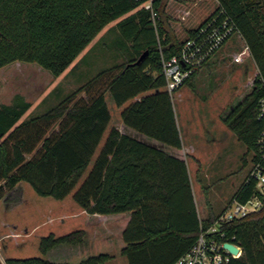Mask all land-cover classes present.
<instances>
[{
	"label": "trees",
	"instance_id": "1",
	"mask_svg": "<svg viewBox=\"0 0 264 264\" xmlns=\"http://www.w3.org/2000/svg\"><path fill=\"white\" fill-rule=\"evenodd\" d=\"M168 1L152 0L158 13L153 20L145 0H0V68L29 62L59 76L116 21L78 61L92 65L101 57L104 63L85 84L23 120L32 105L24 95L0 104V201L19 202L21 182L58 200L76 188L73 200L87 213L85 228L42 236L41 255L8 257L5 264H102L113 258L114 247L128 264H173L216 220L210 201L207 216L200 217L187 161L178 153L183 142L173 95L165 89L163 59L178 54L186 39L179 40L168 25ZM218 15L230 19L258 68L252 90L223 118L246 147L244 165L252 156L231 200L261 201L219 232L242 249L229 264H264V194L251 175L264 128V11L261 0H218L188 37ZM111 49L109 61L105 52ZM81 91L85 99L78 97ZM106 92L117 106L128 104L121 111L122 128H110L102 141L111 120ZM120 218L122 223H113L119 237H89L94 221Z\"/></svg>",
	"mask_w": 264,
	"mask_h": 264
},
{
	"label": "rangeland",
	"instance_id": "2",
	"mask_svg": "<svg viewBox=\"0 0 264 264\" xmlns=\"http://www.w3.org/2000/svg\"><path fill=\"white\" fill-rule=\"evenodd\" d=\"M194 2L197 4L193 5ZM192 3L189 5L192 11L190 16L180 13L179 16L176 15L175 20L169 15L168 25L171 28L170 22L172 25L177 22V34L180 39L185 38L186 30L198 26L200 20L216 6L215 0L200 2L195 0ZM113 26L114 24L111 27ZM114 51L111 49V52L110 50L105 52L107 60L112 61ZM116 60L122 62L120 57ZM78 61L79 59L59 76H53L38 64L29 62L16 61L0 68V104L10 102L16 93H23L31 101V114L38 112L40 106L43 110L47 105L58 103L61 97L85 84L104 65L102 58L99 57L95 65L91 66L89 74L86 73V64ZM257 73V65L245 40L239 33L234 34L209 63L200 68L193 79L174 92V109L178 122L182 127L187 126V131L198 132V135L212 127H221L223 118L231 106L237 105L252 90ZM78 97L85 99L86 93L81 91ZM105 98L111 120L102 140L106 138L110 128H122L121 111L128 104L117 106L109 92L105 93ZM57 125L56 123L53 128L56 129ZM198 142L203 143V139L200 138ZM213 148L214 153L209 156L210 158L205 157V160L199 150L194 153L204 160L203 172L200 170L195 173L193 164L191 167L194 196L201 216L207 213V201L213 204L216 212H222L231 203L235 191L252 167L251 154L247 155V162L244 165L246 147L233 132ZM199 165L202 168L200 162L195 163V167ZM19 186L22 190L19 202L11 203L5 208L6 202L0 201L1 263L8 257L39 256L41 255L39 241L42 236L50 233L62 235L85 228L87 224L86 211L84 212L72 197L76 188L67 197L58 200L39 196L27 182H21ZM120 215L122 214H118ZM122 222L121 218L94 221L96 228L89 227V237H119V230L113 223ZM110 252L113 258L102 264H128L126 256L119 253L116 247Z\"/></svg>",
	"mask_w": 264,
	"mask_h": 264
},
{
	"label": "built area",
	"instance_id": "3",
	"mask_svg": "<svg viewBox=\"0 0 264 264\" xmlns=\"http://www.w3.org/2000/svg\"><path fill=\"white\" fill-rule=\"evenodd\" d=\"M143 5L151 10V16L155 20L158 13L152 8V0H145ZM236 33L234 25L228 17L220 18V15H218L210 19L200 27L196 35L185 40L178 54L163 59V73L166 79L165 89L173 95L194 72L220 51ZM260 116H264V97L261 99ZM251 175L256 181L258 191L264 194V128L258 137V160L253 164ZM260 204L261 201L257 196L252 197L246 203L236 199L232 200L218 214L212 225L206 229H201L189 251L180 256L173 264H229L233 257H239L242 254V249L234 242L224 239L225 232H219L220 227L226 222L243 217L250 211L258 209ZM217 233H220V237L216 236ZM225 242H231L238 246L239 252L237 254L231 253L224 247Z\"/></svg>",
	"mask_w": 264,
	"mask_h": 264
},
{
	"label": "crops",
	"instance_id": "4",
	"mask_svg": "<svg viewBox=\"0 0 264 264\" xmlns=\"http://www.w3.org/2000/svg\"><path fill=\"white\" fill-rule=\"evenodd\" d=\"M193 1L195 0H169L168 3H167V6H166V12L168 15H170L171 17L175 18V20H177L176 18V15L179 16L180 13L184 14L185 16H190L192 11L191 10V6H189ZM198 2H200V0H197ZM216 2V6L218 4V0H215ZM193 4V3H192ZM197 2H194L193 5H196ZM185 6V7H184ZM215 6V8H216ZM170 8V9H169ZM214 8V9H215ZM169 9V11H168ZM214 9L207 15L205 16V18H203L201 21V23L214 11ZM187 11V13H186ZM183 15V16H184ZM174 20V21H175ZM171 21V20H170ZM116 21H113L111 23H109L107 26H105L101 32L95 37V39L85 48V50H83V52L79 55V57L77 59H80L84 54H86V52L91 48L90 46H92V44H94V42H96L99 38H101L104 34H106L107 32H109V29L110 27L115 24ZM175 23L177 24V22L175 21ZM200 23V24H201ZM171 24V29L174 30V33L176 34L177 38L179 40H184V39H187L188 38V31L191 30V29H194L198 26H193L189 29L186 30V36L185 38L183 39H180L178 34H177V25H172V23L170 22ZM89 48V49H88ZM87 50V51H86ZM76 59V60H77ZM211 59V58H210ZM209 59V60H210ZM75 60V61H76ZM209 60L208 62L205 64L207 65L209 63ZM95 64H92V65H88L86 64V73H89L90 74V68L91 66L93 67ZM73 64H71L68 68L72 67ZM68 68L66 70H68ZM65 70V71H66ZM89 70V72H88ZM200 70V69H199ZM64 73V72H63ZM87 75V74H86ZM87 77V76H86ZM85 77V78H86ZM81 79V78H80ZM79 79V80H80ZM22 95H24L23 93H21ZM14 96V95H13ZM25 96V95H24ZM25 98L27 99V97L25 96ZM182 98V97H181ZM28 100V99H27ZM29 101V100H28ZM11 102V101H10ZM8 102V103H10ZM31 102V101H30ZM6 103V104H8ZM41 107V106H40ZM38 109V112H42V110ZM32 105L31 107L25 112V114L21 117V120L27 118L31 113H32ZM44 110V109H43ZM176 113V112H175ZM177 115V114H176ZM177 117V116H176ZM177 123H178V126H179V129H180V132H181V137H182V142H183V147L181 150H178V153H182L183 156L185 157L186 161H187V165H188V169H189V174H190V177L192 178V175H191V167H192V164H193V168L195 170V173H198V171L202 170L203 172V163H204V160L209 157L212 153H214V146L216 145H219V143H221L222 141H224L230 134V132H232L231 130H229L224 123H222L221 127L219 128H215V127H212V129L210 130H207V132H204V136H202L203 134L201 135H198V132H189L187 131L188 130V127H182L181 124L178 122V119H177ZM117 128V127H116ZM118 129H120L118 127ZM190 130V129H189ZM109 132V131H108ZM108 135V134H107ZM107 137V136H106ZM200 138L203 139V143H197L198 140H200ZM237 138V136H236ZM238 139V138H237ZM105 140V139H104ZM102 140V141H104ZM196 143L198 145H196ZM200 151L203 153V158L204 160H201V157L199 156H195L194 153L196 151ZM181 151V152H180ZM206 157V158H205ZM210 158V157H209ZM200 162V164L202 165V168L199 166L195 167V163L198 164ZM201 168V169H200ZM192 181V179H191ZM193 185V184H192ZM5 202V201H4ZM11 203H4V206L5 208H7ZM211 206H212V209L215 213H219V212H216L215 209H214V206L213 204L210 202ZM2 205V202H0V206ZM198 208V207H197ZM85 212V210H84ZM86 213V212H85ZM207 216V213L203 216L200 215L201 218H205ZM1 261V260H0ZM2 264H5V262H2Z\"/></svg>",
	"mask_w": 264,
	"mask_h": 264
},
{
	"label": "water",
	"instance_id": "5",
	"mask_svg": "<svg viewBox=\"0 0 264 264\" xmlns=\"http://www.w3.org/2000/svg\"><path fill=\"white\" fill-rule=\"evenodd\" d=\"M147 53L148 51L142 52L135 63H139L146 56ZM224 247L233 254H237L239 252V247L231 242H225Z\"/></svg>",
	"mask_w": 264,
	"mask_h": 264
},
{
	"label": "flooded vegetation",
	"instance_id": "6",
	"mask_svg": "<svg viewBox=\"0 0 264 264\" xmlns=\"http://www.w3.org/2000/svg\"><path fill=\"white\" fill-rule=\"evenodd\" d=\"M261 4H262L263 11H264V0L261 1Z\"/></svg>",
	"mask_w": 264,
	"mask_h": 264
}]
</instances>
